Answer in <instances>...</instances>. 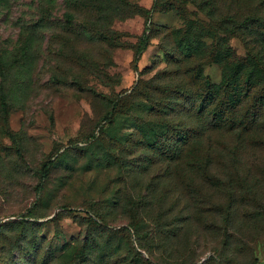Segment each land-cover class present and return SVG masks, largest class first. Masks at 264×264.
I'll use <instances>...</instances> for the list:
<instances>
[{
    "label": "rangeland",
    "instance_id": "374dc122",
    "mask_svg": "<svg viewBox=\"0 0 264 264\" xmlns=\"http://www.w3.org/2000/svg\"><path fill=\"white\" fill-rule=\"evenodd\" d=\"M251 18L264 0H0V264H264L260 86L239 127L199 110L204 77L264 61Z\"/></svg>",
    "mask_w": 264,
    "mask_h": 264
},
{
    "label": "trees",
    "instance_id": "16d2710c",
    "mask_svg": "<svg viewBox=\"0 0 264 264\" xmlns=\"http://www.w3.org/2000/svg\"><path fill=\"white\" fill-rule=\"evenodd\" d=\"M167 10L172 9V7H165ZM252 26L256 27L258 36L264 44V21L261 19H246L241 25L236 26L235 30L239 33L247 34L245 31H249ZM191 29V28H190ZM245 30V31H244ZM240 35H238L239 38ZM147 38L143 37L137 47L134 55V61L136 62L141 56L144 49L147 47ZM200 41H192L191 39H186L183 44L184 51L188 55H192L197 52L201 46ZM228 53V50H227ZM227 55V54H226ZM217 58V55L216 57ZM217 60V59H215ZM216 63V61H212ZM196 76H201V70H197ZM246 72L244 81L239 83V77L242 73ZM203 81L205 83L206 93L200 96L199 110L202 112L210 106L208 111L212 117V124L217 125H227L229 128H233L237 123L239 127V120H237L234 110L235 105L239 103L241 97L245 94L251 87L260 86L258 96L255 98V103L252 106L251 114V124L257 121V112L264 106V61L260 55L254 54L253 51L248 48L246 57L240 58L236 65L230 68V71L225 74L222 81L219 84L212 82L210 77H204ZM6 98L3 93V89L0 85V105L3 110L7 108ZM248 112L246 113V116ZM110 116V115H108ZM102 129V128H101ZM148 143H155L156 141L152 138L147 139ZM163 152L168 154L170 150L168 148L163 149ZM172 154V153H170ZM62 155V153H61ZM173 156V155H171ZM173 158V157H172ZM60 162L64 163V155L60 156ZM51 163H44L41 172V182L44 181L51 170ZM41 185H38L40 188ZM100 219V218H99ZM102 222V220H101ZM94 227L98 229H103L101 225L95 220H91Z\"/></svg>",
    "mask_w": 264,
    "mask_h": 264
},
{
    "label": "water",
    "instance_id": "95a60500",
    "mask_svg": "<svg viewBox=\"0 0 264 264\" xmlns=\"http://www.w3.org/2000/svg\"><path fill=\"white\" fill-rule=\"evenodd\" d=\"M203 262V261H202Z\"/></svg>",
    "mask_w": 264,
    "mask_h": 264
}]
</instances>
